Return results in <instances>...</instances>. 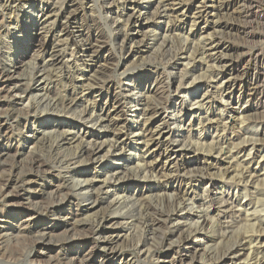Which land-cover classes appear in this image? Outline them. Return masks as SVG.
Returning a JSON list of instances; mask_svg holds the SVG:
<instances>
[{
    "label": "rangeland",
    "instance_id": "1",
    "mask_svg": "<svg viewBox=\"0 0 264 264\" xmlns=\"http://www.w3.org/2000/svg\"><path fill=\"white\" fill-rule=\"evenodd\" d=\"M93 1L94 0H60L59 12L60 15H63V17H69L67 24L65 23L66 31L68 30L72 33H76L77 31L85 32L86 30L92 35L95 32L98 33L99 39L93 42L96 58H94V62L90 64L91 67H96L94 70L97 72L95 71L96 73H94V75H96L95 77L98 80L96 81L100 84L94 86V90L100 91L104 94V97H107V88L110 86L111 90L109 91L111 93L120 94V98L124 103L125 100L123 99L126 95L124 91H128V89L132 88V85H130V82L128 81L131 76H138L140 77V80H147L150 76H154L160 80V89L154 94L152 93L150 103L153 106L158 105V107L164 108L162 111L165 112L169 110L170 107H173L175 103L178 104L184 100L183 98H173L176 95L172 93V90L179 86V82L182 80L183 76L188 73V76L191 77H189L187 82L194 81L190 86V88L194 87L192 90L200 87L202 89V93L209 92L210 94L206 99V109L208 108V116L210 120L207 122L202 121L199 125L198 119L193 117L192 124L189 129L191 131V136L188 139L189 141H187V137H185L186 131L182 130L181 133L179 132L183 135L184 140H186V142L183 140L185 142L183 149H186L184 150L186 152L183 153L181 162L179 159V164L183 163L186 165L187 170H192L195 166L202 167V165H206L204 163L209 159L210 161L220 164L222 167H229L230 171L233 170L238 174L246 175L248 174V169H246L248 168V166H246L247 161L250 162L249 165L252 171L254 167H256L255 164L257 161L259 164H263L262 162H264V158H260L259 154H257V157L252 160L247 157H243L241 154L238 155L237 152L239 148L252 145L253 143L257 146V148L262 147L264 149V98H260L259 96L261 91L264 92V83L251 86L247 81L248 77L255 75V73L259 74L260 72L256 70L257 61H255V58L259 59L258 62L264 60V17L262 18L264 13V0H164L166 9H169L166 14L167 18L165 17V19H162L163 22L161 23H158L159 21H157L153 26L150 24V26H147L144 30H142V33H128L127 44L122 48L119 46V37L116 38V36L113 35L114 27H112L110 21L108 23V20L100 14L101 5L98 3L94 4ZM16 2L17 7L15 8V11L12 12V16H10L12 18L10 21L17 24L19 27L22 26V23H24L23 25L26 24V28H28L31 24L37 25L39 20L33 12L38 11V9H42L41 0H17ZM34 2H36L35 6L33 5ZM136 2L140 8H145L146 1L142 0ZM44 3L43 13H45L44 17L48 19L46 23L49 24V21L54 19L52 14L49 12V5L51 2ZM184 9V15L180 16V13H182ZM149 12H152V9ZM143 13L144 11L141 15H143ZM112 16H116L115 12ZM149 16L151 15L148 14V17ZM143 18L144 15L140 17V21H143ZM0 23L2 24V28L0 29V67L3 66V64H7L10 59V57H8L9 54L21 51L25 48V46H29V44L32 43L34 45L44 43L43 30L33 32L28 39L25 37L27 33L23 36H20L18 33H14L15 30L12 29L10 25L8 26L9 20L6 17H0ZM46 23L43 21L38 27L43 28L42 26H48ZM56 24L57 21L50 27L55 28ZM150 30L155 32L166 31L170 52L167 51L165 53L158 51L156 47L159 43L155 46L148 44L150 43L149 39L152 35ZM210 36L215 38V42L218 43L216 55L214 52H212V55L214 54L213 56L217 59H221L224 65L221 64L217 66L214 64V66H212V61L210 60L211 58H209L210 54L208 52H205L206 54L204 56L200 55L202 54L201 50H204L203 48L205 44L209 41V38H211ZM92 39L93 38H91V40ZM51 42V40L46 42L45 48L41 51H38L37 48L33 47V49L29 51L30 53L26 54L25 60H23L21 64L16 65V74L14 75L20 79H12L9 82H5L7 81L5 78H0L1 88L19 80L20 83L22 82L21 84L37 85L35 81L40 72H43L49 77V80L52 79L51 81L53 86L50 90V94L48 93V96L52 97V105H50L49 109H46L48 112H41L39 109L40 111L37 110L35 114L31 113L28 114L27 117L23 116L20 119V122H18V126H16L17 122L15 117L18 116V111L23 113L26 109L27 103L20 100H13L14 102L12 101L10 103L7 98L3 97L4 93L0 90V119L6 121L7 127L10 126V131L7 135L8 137H0V194L2 193L0 195V264H50V262H54V259L60 261L62 264H65L67 263V260L64 259L65 257L63 253L70 251L80 252L84 258L92 260L97 257H103V251L99 249L98 240L94 239V232L91 231L90 226H97L99 224V219L102 218V216L109 217L111 213H113L112 208L114 206L112 203H115L114 201L116 200H114V198L116 197L113 192L107 193L106 191L113 190L115 188V184L113 182L110 183L111 190L98 188L101 187L100 185L106 177L105 172L110 170L111 167L118 168L117 172L120 173V176L126 177L122 180L120 188L116 187L120 189L118 190L119 196H123L126 193L136 194L137 192L134 191L133 187L138 183L145 184V186L148 187L147 190L142 189L139 194H136L138 201L141 203H138L140 208L138 207L136 211H131V219L139 223L135 224L137 229L135 228L136 230H131L133 227L128 228L130 225L127 224V222L130 223V219L126 222H122L121 225L119 223L118 226L112 228L113 231H115L112 243L114 245L116 244L115 246H117V249L123 251L127 258L132 259L134 256L138 257L139 264H155L153 259L143 260L141 255L136 252L133 243L136 241V233L137 235L141 234L140 237L143 239L144 232L139 226L146 225L144 222L145 219H149V217L152 218L153 216H155L153 218H158L160 216L159 210L170 211L169 204H167L163 199L162 201L161 199L158 200L157 197H153L155 194L154 191H149V188L152 187L151 185H155L157 182L164 185L167 181H169V179L157 178L158 180H156V182L154 178H152L153 180H149L144 183L141 179H136L134 171L137 166L136 162L139 156L144 157L146 161L152 159L155 160L156 158L149 157L147 152H145L146 150H144V148L139 144L140 142L135 140L136 137L130 133V129L134 128L135 125L133 123L131 124L130 121L126 122V120L132 114L130 112H125V108L123 109L120 106L116 111L114 120L119 127L116 126L115 128L111 126L109 129L102 131L96 129L95 127H91L88 123L85 124L84 127L90 134L87 135L85 139L88 142L90 140L97 139V137H100L99 141L104 140L106 145L109 144V141H111L114 137L125 141V143L128 144V148L122 151L123 154H121V161H113V156L106 155V147L103 146L102 149L104 150L100 152L103 153L101 154V160L79 164V159L77 158V149L79 147L78 142L75 140H71V142V135L69 136L68 134L65 135V137L61 133V129H57L56 131L55 127L50 126L51 123H62L64 126L70 125L71 123H78L75 118V116H77L76 111H79L82 108V104L79 108H77V110H75L76 102L72 103L71 99H75L76 95H79V85L82 80L75 79L73 68L74 64L71 61L66 63L68 61L66 59H69L68 54L70 52V46L64 48L62 44ZM131 44L133 45L132 48H130ZM128 48H130V52H128ZM185 48H188L189 50H186V55H182ZM32 52H34V54ZM62 57L63 59L66 57V59L63 60L66 64L59 63ZM247 69L249 71L248 74L246 71ZM216 70L221 72L222 75L231 73V75H227L230 77V84H233L235 86V90L240 91L241 94H251V92H253L250 99L247 98L249 99L247 103L245 102V99L242 100V102H234L225 106L228 111H231V113H227V115L233 116H231V120H233L231 123L228 122V118L219 120L220 117L218 115L221 113L218 109H222L223 107V105L220 104V100L222 98L219 92L217 94L215 93L212 85L213 83L211 82L213 81L211 78L217 73ZM260 73L264 79V72ZM170 74L172 78L170 77ZM170 78L171 81H169ZM33 79L35 81H33ZM187 82L181 86V88L186 89L188 86ZM73 86L74 88L75 86L78 87V89H76L77 92H75L74 88H72ZM165 87L167 89H165ZM253 88H255L256 92L252 91ZM71 89L72 93L70 92ZM162 90L164 91V94L161 93ZM79 97L80 95L78 98ZM206 101L204 102L206 103ZM67 103L69 105H67ZM44 105L45 104H43V106ZM62 105L65 106L63 111H61ZM71 105L75 107L73 108ZM175 106L178 107V105ZM53 108L55 109L53 110ZM196 109L197 108H192L190 110L188 106L187 108L184 107L182 109L184 119L187 118L188 114L191 113L192 110L195 112ZM196 115H198V113H196L195 116ZM240 116H242V119H240ZM203 117H205V115L200 118ZM247 117H255L259 122L263 123L258 129V134L254 135V133H251L252 135H243V132L245 131L243 123L246 122L244 120L248 119ZM36 119L39 121L37 122V125H35V128L38 130L36 133L38 137L36 138L39 139L34 138V140L29 142L20 140V133L24 131V126L26 125L29 127L31 122ZM242 120L244 121L243 123ZM240 121L241 123H239ZM162 131L167 133L164 130ZM254 131L255 130L252 129L250 132ZM178 136L180 139H183L181 138V135ZM59 139H65V142L60 143L58 142L60 141ZM216 147L222 148L220 154L221 156L217 159L207 155L210 148L216 149ZM177 148L178 147H174V149ZM132 151H134V154L130 155L129 153ZM136 155L138 156L137 159L135 158ZM262 155H264V152L261 156ZM30 158L31 160L35 158L39 159V161H42V164L44 165L37 172L40 175L35 178L34 182H32L31 191L28 193L29 195H22L17 186H28L27 181L30 177V173H32L29 166V162L31 161ZM160 161L161 160H158L157 163H160ZM131 167H133V170ZM79 170L85 171L88 174V179L93 181L94 186L91 191L93 195L91 201L97 199L98 202L96 204L91 203V201L82 202V200L78 198L74 192V184L69 176L71 173L79 172ZM257 171L258 173L256 175L258 176L260 182L255 188H257V190H263L264 171H259L258 169ZM212 172L214 173L215 170L211 169L210 173ZM42 175L46 176V178ZM197 175L199 176L200 174ZM204 176L205 177H203V179L208 180V178H213L218 187L221 186L220 179L217 176ZM177 180L179 181V179ZM178 181H176L177 191L173 192L171 188V190L169 189L168 191H171L173 194L178 193L180 190L182 191L185 187V183H178ZM14 183H17L15 184L16 186ZM56 187L58 189L61 188V193H57L58 189ZM253 188L254 187L251 185L247 186L249 191L251 189L250 192H253ZM29 196L31 199V201L29 200L30 202L28 201ZM179 196L180 195H178V197ZM258 197L259 196H256L257 200L248 206L247 209L251 212L258 208L253 212L260 211L257 214V220L263 219L264 224V198L261 197L259 199ZM63 199L65 201L61 204ZM258 200H261V203ZM246 202V200H239L238 205L243 206ZM145 204L147 206L151 204L155 210H150L149 213H147V211H145ZM54 209L61 210V214L56 217L52 216L51 212ZM123 210L124 209H121L120 211ZM134 212H136V214ZM247 214L243 213V217L236 216L235 223L229 224V226H231L227 230L228 232L226 231L225 233L224 242H220L219 244L218 242H215L212 244L210 249L212 255L215 257L218 255L220 256L223 251L225 252V250L233 244V241L238 242L241 238H249V235L252 234L253 230H258L254 227L255 220L253 219V215L249 218V224L245 223ZM66 215L69 216L66 217ZM133 215L137 218H134ZM29 218H32L33 221L29 224L28 228L25 229V227L19 226L24 223L23 221ZM84 219L86 220L87 227H84V224L82 223L85 221ZM139 219L142 221H139ZM74 220L77 223H75ZM91 220H94V222L97 220V222L94 223ZM242 223L245 224L242 225ZM159 228L161 230H159ZM167 229L168 226H156L154 234H151L155 236L154 238L158 239L156 241L153 238L154 240L152 245L156 244L153 246V248H155L154 255H164L167 253L166 246L169 237ZM43 234L47 235L48 238L53 239H47L46 243H41L39 236ZM261 234V237L264 240V231H261ZM115 235L117 238H115ZM224 243H228V245L224 246ZM173 247L175 249L180 248L178 245ZM197 249L199 251L200 247ZM195 263L200 264L198 260H196ZM93 264L101 263L94 260ZM102 264L118 263L114 258H112L107 261L104 259Z\"/></svg>",
    "mask_w": 264,
    "mask_h": 264
},
{
    "label": "bare ground",
    "instance_id": "2",
    "mask_svg": "<svg viewBox=\"0 0 264 264\" xmlns=\"http://www.w3.org/2000/svg\"><path fill=\"white\" fill-rule=\"evenodd\" d=\"M16 1L17 0H5V1L0 0V17L2 18L6 17L9 20L8 26L10 25V27L15 30L14 33H18L20 36H23L24 34L27 33L25 37H27L28 39L30 38L33 32H36L37 30L39 31L43 30L44 43H41L38 45L37 44L34 45L32 43V44H29V46H25V48L21 51L14 52L13 54H9L8 57H10V59L8 60L7 64L6 65L3 64V66L0 67V78L1 79L5 78L7 80L5 82H9L12 79H20L19 77L14 75L16 74L15 73L16 65L21 64L23 60H25L26 54L30 53L29 51L32 50L33 47L37 48L38 51H41L45 48L46 42L50 40L53 43L62 44L64 48L70 46V52L68 54L69 59H66V57H64L63 59L62 57L59 63L66 64L71 61L74 64L73 68H74L75 79H81L82 82L79 85L80 97L78 98L79 95L77 94L78 95L77 96L75 93L76 97L75 99L72 98L71 101L72 103L76 102L75 110H77V108H79L81 104H82L81 105L82 108L79 111H76L77 116H75V118L77 119L78 123H71L70 125H65V126L62 123H57V124L51 123L50 127H55L56 131L57 129H61V133L64 136L68 134L69 136L71 135L70 141L75 140L78 142L79 147L77 149L78 150L77 158L79 159V164L101 160L102 158L101 154L103 153H100V152L104 150L102 149L103 146L106 147L105 154L108 156L112 155L114 158V159L112 158L113 161L115 162L121 161V154H123L122 151L128 148V144H126L125 141H122L121 139L119 140L116 137H114L112 138L111 141H109V144L106 145L104 140L99 141L100 137H97V139L90 140L88 142L85 139H86V136L90 134H89V131H86L84 125L88 123L91 125V127L93 128L95 127L96 129L101 130V131L107 130L111 126L116 128L117 124L114 122L116 111L119 108V106L123 109L125 108V112L127 113L130 112L132 114L130 117H128L126 122L130 121L131 124L133 123L135 125L134 128L130 129V133H132L136 137L135 140L140 142L139 144L144 148V150H146L145 152H147V155L149 157L156 158L155 160L152 159V160L146 161L144 157L139 156L138 158L137 155L135 156L136 159L138 158L136 162L137 166L134 171L135 172L134 175L136 179L137 178L141 179L143 183L148 182L149 180H153L152 178H154L155 181L158 180L157 178L169 179V181H167V183L164 185L156 181L157 183L155 185H151L152 187L149 188V191H154L155 193L153 197L155 198L157 197L158 200L163 199L167 204H169L170 211L159 210L160 216L158 218H153L155 216L150 218L148 216L149 219L144 220L146 225L139 226L142 228L144 232L143 239L140 237L141 234L137 235V233L135 232L136 241L135 243H133L134 248L136 252L139 253V255H141L142 259L143 260L153 259L155 264H198V263H195L196 260H198L200 264H250V263L251 264H264V240L261 237L262 236L261 231H264L263 219L257 220L258 218L257 214L260 211L253 212L254 210L258 208L254 207L256 209H254L251 212L247 209L248 206H250L251 204H253L255 200H257L256 196H259L258 197L259 199L261 197L264 198V189L257 190V188H255L256 186H258V183L260 182V180L258 179V176L256 175L258 173L257 169L259 171L260 170L264 171V162H262L263 164H259L257 161V163L255 164L256 167H254V169L252 168L253 169L252 171L249 165L250 162L247 161L248 165L245 163L246 166H248V168H246L248 169L247 175L238 174L233 170L230 171L229 167L228 168L222 167L220 164L210 161L209 159L208 160L205 159L206 162L204 164L206 165L204 166L202 165V167L195 166V168H193L192 170H187L186 165L183 163L179 164V159L181 162L183 153L186 152L184 151L186 149H183L184 143L186 142V140H184L183 135L180 134L181 131L182 130L186 131L185 137H187L186 139L187 141H189L188 139L191 136V131L189 129L191 127L193 117L198 119L199 125L202 123V121L207 122L210 120L208 116L209 114L208 108L206 109V105H207L206 99L210 95L209 92L202 93L201 92L202 89L200 87L199 88L197 87L192 90V88L194 87L190 88V86L193 84L194 81L187 82L189 77L191 76H188L189 74L186 73V75H184L182 80L179 82V86L177 87L175 86L176 88L172 90V93L176 95L173 98L175 99L183 98L184 100L179 102L178 104L175 103L174 106L172 105L173 107H170L169 110L165 112L162 111V109L164 108L158 107V105L153 106L150 103L152 93L154 94L160 89L159 88L160 80L154 76H150L149 79L147 80H140V77L138 76H131L128 81L130 82V85H132V88L128 89V91H124V93L126 94L123 99L125 100L124 103L122 102V99L120 98V94L111 93L109 91L111 90L110 86H108L107 88V92H106L107 97H104V94H102L100 91L94 90V86L98 85L99 83L97 82L98 80L95 77L96 75H94V73L97 72L96 70H94V68L96 67H91L90 65L91 63L94 62L93 61L94 58H96V55H95L96 52L94 50L95 47H94L93 42L99 39L98 33L95 32L92 35L91 33L89 34V31H86V30L85 32L77 31L76 33H72L67 30L68 31L67 32L65 30L66 29L65 26L68 22L69 17H63V15H60V12H59L60 11L59 9L60 0H41L42 9L40 8L41 10L38 9V11L33 12V14L36 15V18H38L39 23H37V25L31 24L28 28L25 27L26 24L23 25L24 23H22V26L19 27L17 24L12 23L10 21V19L12 18L10 16H12L11 15L12 12L15 11V8L17 7ZM43 1L51 2V4L49 5L50 6L49 12L52 14V17H54V19L52 21H49V24L46 23L48 19L44 17L45 13H43V9H44ZM136 1H142V0H94L93 1L94 4L98 3L99 5H101L100 14L103 15L104 18L108 20V23L110 21V24L112 25V27H114L113 35H115L116 38L119 37L120 48L124 47L127 44V34L128 33H135V34L142 33L143 32L142 30H144L147 26H150V24L151 26H153L156 24L157 21H159L158 23H161L163 22L162 19H165V17L167 18L166 14L169 9L168 10L166 9L164 5V2H165L164 0H143V1H146L145 8H140V6H138V3ZM33 5L35 6L36 2H34ZM151 9H152V12H149ZM143 11H144L143 13L144 20L140 21V17L143 16L141 15ZM114 12L116 14L115 17L112 16ZM184 12H185V9L184 11H182V13H180L181 14L180 16L184 15L183 14ZM148 14H150L151 16L148 17ZM263 17H264V13L262 15V18ZM43 21L48 26H42L43 28H39L38 26H40V23H42ZM56 21H57L56 27L51 28L50 26L54 25ZM1 28H2V24L0 23V29ZM150 33L152 35L149 39L150 43L148 44L155 46L159 43L156 47L158 51L165 52V53L167 51L170 52L169 50L170 46L168 47L166 31L155 32L153 30H150ZM91 38L93 39L91 40ZM215 41H216L215 38L213 37L209 38V41L205 44V46L203 45L204 50H201L202 54L200 55L204 56L206 54L205 52H208L210 54L209 58H211L210 60L212 61L211 63L212 66H214V64H216L217 66L221 64L224 65L221 59L219 60L215 56H213L214 54L216 55V52L218 49V43H216ZM132 46L133 45L131 44L130 48H132ZM130 48H128L129 49L128 52H130ZM187 49L185 48L184 51L182 49L183 51L182 55H186ZM212 52H214L213 55H212ZM32 53L34 54V52ZM65 59L68 60L67 62L65 61L66 63H64L63 61ZM255 61H257L256 70L260 72H264V60H261L260 62H258L259 59L255 58ZM246 71L248 74L249 72L248 69ZM260 72L259 74L255 73V75L248 77L247 81L251 86H256L259 83L261 84L264 83V79L262 78V74ZM227 75L229 76L231 75V73L222 75L221 72L217 71V73L214 74L213 77L211 78L213 79V81L211 82L213 83L212 85H213V89L215 93L217 94L219 92L222 98L220 100V104H222L223 107L222 109H218V111L221 113L218 115L220 117L219 120H224L228 118L229 119L228 122L231 123L233 121L231 120L232 115H229V116L227 115V113H231V111H228L225 106L231 103H234V102L236 103L242 102V100H245V99H246L245 102L247 103L250 97L252 96L253 92H251V94H245V93L241 94L240 91L238 90L236 91L235 86L233 84H230V77H228ZM170 77H171V74H170ZM171 78L169 81H171ZM51 80H49V77L46 74H44L43 72H40L36 81L33 79V81H35L37 85L21 84L22 82L20 83V80H19L16 82L14 81L10 83L9 85H6V87L4 88L0 87L1 92L4 93L3 97L7 98L8 102L11 103L13 100H20V101H24L27 103L26 109L24 107L25 110L23 111V113L18 111L17 117L12 115L16 118V122H17L16 126L19 125L18 122H20V119L23 116L27 117L28 114H31V113L35 114V112L39 109L41 110V112H44V111L46 112L47 111L46 109L50 108V105H52L51 103L52 97L51 96L49 97L48 95L50 94V90L53 87ZM186 82L188 85V86L186 85L187 86L186 89L181 88V86H183ZM161 85H164V84H161ZM72 88H74V86ZM255 88H253L252 91L256 92ZM76 89H78L77 86H75L74 88L75 92H77ZM165 89L167 88L165 87ZM70 92L72 93V89ZM161 93L164 94V91L162 90ZM259 96L260 98H264V92L261 91ZM204 101H206V103ZM61 103H64V102H61ZM43 104L45 105L43 106ZM67 105L69 104L67 103ZM175 105H178V107ZM187 106L190 108V110L192 108H197V109L195 112L192 110L193 112L191 111V113L188 114L187 118L184 119L182 115V109L184 107L187 108ZM54 109L55 108H53V110ZM64 109H65V106L62 105L61 111H63ZM196 113H198V115L195 116ZM203 115H205V117L200 118ZM240 117H241L240 119H242V116ZM85 118L88 120H86ZM254 118H248L244 120L246 122L242 120V123L244 122L243 127H245V131L243 132V135L248 136V134H251V133H254V135L258 134V131H259L258 129L262 126L263 123L259 122L256 118L255 119ZM37 122L39 121H37L36 119L35 121L31 122L29 127H27L26 125L24 126L23 128L24 131L20 133L21 135L20 140H23L24 142H29L31 140H34V138L38 137L36 135L38 130L35 128V125H37ZM239 123H241V121ZM6 125H7L6 121L5 120L3 121L0 119V137H6L9 134L10 126L7 127ZM252 129L255 131L250 132ZM162 130L166 131L167 133H164ZM178 135H181V138L183 139H180ZM54 138H55V135H54ZM36 139H39V138H36ZM59 140L60 141L58 142L60 143L65 142V139H59ZM174 147H178V148L174 149ZM211 149L212 148H210L209 151L207 150L208 156L214 157L216 159L221 156L220 155L221 150H222L221 147H216V149L213 148L212 150ZM16 152H17V149H16ZM263 152H264V149L262 147L257 148V146L254 145L253 143L252 145H247V146H243L239 148L237 154L238 155L241 154L243 157H247L248 159L253 160L257 157V154H259L260 158L263 159L264 155L261 156ZM129 154L130 155L134 154V151H132ZM158 160H161L160 163H157ZM43 165L44 164H42V161L40 162L39 159H36V158L32 159L29 162V166H30L32 173H30V177L27 181L28 186H24V185L22 187L17 186V188L20 189L18 190L19 192L22 193V195L23 194L29 195L28 193L31 191V184L32 182H34L35 178L40 175L37 172L41 169V167H43ZM131 168L133 170V167ZM117 169L118 168L111 167L110 170L106 171L105 172L106 177L101 183L100 185L101 187H98L100 189L106 188V189L111 190L110 183L113 182L115 184L114 185L115 188L113 190L106 191L107 193L113 192V194L116 197L114 198V200H116L114 201L115 203H112L114 206L112 208L113 213H111L109 217L102 216V218L100 219L98 218L99 224L97 226H94V225L92 227L90 226L91 231L94 232V239L98 240L99 249L103 251V254H102L103 257L101 258L97 257L96 259L92 260L89 258H84V256H82L80 252H76V251L64 252L63 253L65 257L64 259L67 260V263L65 264H93L94 260L102 264V261L104 259L107 261L112 258H114L118 264H139L138 257L134 256L132 257V259L127 258V256H125L123 251L117 249V246H115L116 244L114 245L112 243L114 239V232H115L113 231L112 228L115 226H118L119 223L121 225L122 222H126L128 219H130L131 222L130 223L127 222V224L130 225L128 228L133 227L131 228V230L135 228L137 229L135 224H139V223L131 219L132 218V216H130L132 215L131 211L133 210L136 211L137 208L139 207V204H141L138 201L136 194L137 193L139 194L142 189L147 190L148 187L145 186V184L138 183L133 187L134 191L137 192L136 194L126 193L123 196H119L118 190H120L119 188H120L122 180H124L126 177L120 176V173L117 172ZM211 169L215 170V172L210 173ZM196 173L200 175L198 176ZM204 175H206V177L209 175L211 177L217 176L220 179L221 186L218 187V185L213 180V178H208V180L203 179V177H205ZM43 177L46 178V176H43ZM69 177L72 183L74 184L73 185L75 188L74 192L76 193L78 198H80L82 202L91 201L92 196H93L91 191L93 189L94 184L92 180L90 181V179H88V174L83 170H79V172L77 173L75 172L71 173ZM177 179H179V181ZM176 181H178V183L179 182L185 183V187L182 189V191L178 190L179 191L178 193L173 194L171 193V191H168V190L171 188L173 192L177 191ZM15 184L17 183H14V185ZM248 185H251L254 187L252 189L253 192H250L251 189L250 191L247 189ZM116 187H119V188H116ZM57 191H58L57 192L58 194L61 193V188H59ZM178 195L180 196L178 197ZM64 199L61 202V204L65 201ZM29 200L31 201L30 196L28 198V201ZM239 200H246L247 202L243 206H239L238 205ZM258 201L261 203V200H258ZM97 202H98L97 199L91 201V203H94V204H96ZM121 209H124V210L120 211ZM153 209L154 208L151 206V204L149 206L146 205L145 207V211H147V213H149V211ZM60 211L61 210L54 209L51 212L52 216L56 217L57 215H60L61 214ZM134 213L136 214V212ZM243 213H246V214L248 213L245 223H248L250 220L249 218L252 217L253 215L254 217L253 219L255 220L254 227L255 229L257 228L258 230L257 229H256L257 231L253 230L252 234L249 235V238L248 237L241 238L238 242L233 241L232 242L233 244H231L230 247L227 250H225V252L223 251V253L220 256L218 255L217 257H215L214 255H212L210 252L212 244H214L215 242H218V244L220 242L223 243L224 242L223 240L225 239V233L231 226V225L229 226V224L235 223L236 216H242ZM69 215H66V217ZM134 218H137V217L134 216ZM32 221H33L32 218H29L23 221L24 223L19 226L25 227L26 229L28 228L29 224L32 223ZM91 221L94 222V220H91ZM139 221H142V220L139 219ZM96 222L97 220L94 223ZM82 223L84 224V227H87L86 220L83 221ZM245 223H242V225ZM156 226H168L167 232H169V237H168L167 246H166L167 253L164 255H154L155 248H153V246L156 244L154 245L152 244H153L154 239L156 241L158 239L154 238L155 236L151 234H154L155 232L154 229ZM159 230L161 229L159 228ZM115 238H117L116 235H115ZM47 239L50 240L53 238H48L47 235L45 234L39 236V240L41 241V243H46ZM224 244H225L224 246L228 245V243H224ZM175 245H178L180 248L175 249L173 247ZM198 247H200L201 251L200 249L198 251L197 249ZM53 261L54 262H50V264H62L58 260L54 259Z\"/></svg>",
    "mask_w": 264,
    "mask_h": 264
}]
</instances>
